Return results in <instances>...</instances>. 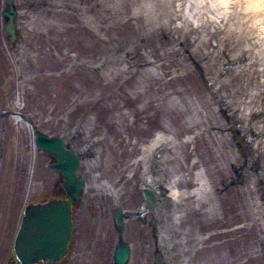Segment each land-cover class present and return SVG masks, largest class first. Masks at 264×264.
<instances>
[{
	"label": "rangeland",
	"instance_id": "rangeland-1",
	"mask_svg": "<svg viewBox=\"0 0 264 264\" xmlns=\"http://www.w3.org/2000/svg\"><path fill=\"white\" fill-rule=\"evenodd\" d=\"M192 2L47 0L43 10L24 19L27 46L19 60H27L25 70L14 57L9 76H1L6 85L0 112L7 113L0 116L4 260L27 206L63 195V177L50 169L55 159L35 145L39 132L91 152L82 168L88 187L74 215L68 262L91 264L99 258L96 236L103 243V231H114L99 206H110L126 191V205L135 208L156 155L157 182L168 192L160 206L157 245L151 231L144 245L140 232L147 227L136 222L129 264H155L159 254L166 264H264L259 178L244 166L248 152L239 149L222 113L231 109L242 122L240 130L251 125L264 132V118L253 119L264 112L262 61L246 49L242 57L233 53L231 62H244L219 79L227 61L222 50L249 43L250 37L245 32L239 38L227 21L216 19L214 8L194 9ZM198 46L206 62H198ZM254 149L251 159L261 157L264 165V136ZM111 240L109 259L116 233Z\"/></svg>",
	"mask_w": 264,
	"mask_h": 264
},
{
	"label": "flooded vegetation",
	"instance_id": "flooded-vegetation-1",
	"mask_svg": "<svg viewBox=\"0 0 264 264\" xmlns=\"http://www.w3.org/2000/svg\"><path fill=\"white\" fill-rule=\"evenodd\" d=\"M13 2V10L16 12V17H15V23H16V39L13 37V35H9L6 32V26L10 21V18L7 16V13L10 12L11 10V5L9 3V0H0V90L3 88L2 86L6 85V80L1 78L2 75L9 76V59L10 58H16L17 62L19 64V67L25 70V65L27 60H19L20 58L23 59L25 57V50L24 48L27 46L25 43L24 39L22 38L21 35V28L24 26V19L26 17L31 16V13H36L40 11L41 9L43 10L45 6L47 5V0H11ZM23 56V57H22ZM204 61V60H203ZM206 61V60H205ZM206 67V66H205ZM202 74V73H201ZM203 76V75H202ZM204 77V76H203ZM226 78L225 74H222V76L219 77V79ZM3 79V80H2ZM259 112V111H258ZM224 119L226 120L227 124H229L228 130L232 134L234 138L237 137V134H241L244 136V143L247 144V146L242 145L243 143L239 140H236L239 145L240 150H247L248 154L246 153L245 157L247 158V161L245 163V167L248 166V170L250 173H253V175L257 176L259 178V182L257 184V189L255 191L257 194H260L262 192L263 196V201H264V175H261V172H264V165L261 163L263 160L261 157L256 158V159H251V155L254 152L253 149L255 145L258 143L259 140H261V137L264 136V132H256L255 128H253L251 125L249 127H246L242 131H239V126H241L242 122L237 121L235 114L231 113V109L228 110H222ZM7 113H1L0 116H6ZM253 119H263L264 118V112L254 114ZM235 134V135H234ZM259 147H257L256 150H258ZM255 150V149H254ZM79 151L81 160H82V168L85 164V157L89 158L91 156L90 150H77ZM253 158V157H252ZM252 160V161H251ZM92 167V164H89ZM263 165V166H262ZM160 160L159 158L155 155L151 161V167L148 172V178L147 181L148 183L144 185L140 190H138V197L140 198L141 202L135 207L131 208L126 205V201L129 200V195L127 196L125 192L123 193V196H116L113 198L112 204L110 206L107 205L106 203H103L99 206L100 208V215H105L106 219L108 220L111 218L113 228V232L111 231H103V243L100 242V237L96 236V240L99 241V244L101 248L99 258L92 260H89L91 264H117L114 261V255L116 252L117 247L121 243L127 244L132 252V248L134 247V235H135V223H143L144 227L146 226L147 228H144L140 234H143L144 239L143 243L146 246V236L150 231L154 232L153 240H154V247L157 245V229L158 226L162 224L161 220V215L162 212L160 210V206L166 201L168 192L164 189V186L160 184V182H157V176L160 174ZM240 169L234 170L235 173L239 172ZM88 172V170L86 169ZM82 173V170H81ZM238 174V173H237ZM85 175V173H84ZM83 176V175H82ZM245 176V174H244ZM162 177V175H161ZM243 173L240 174L239 176V181H242ZM85 179V176H83ZM161 181V180H160ZM86 186L84 189V194L85 190L88 187V182L85 179ZM145 193H149V199L145 197ZM83 198V197H82ZM84 201V199H81L78 203H75L73 205V217L75 214H78L81 210V203ZM88 206V205H87ZM78 208L75 209V208ZM76 211V212H75ZM121 213L123 216V224L119 225L117 223V217L118 214ZM148 215V218L147 216ZM146 218H143L145 217ZM75 219V217H74ZM225 222L223 223H228L227 220H224ZM220 222V221H219ZM218 222V223H219ZM76 223V222H75ZM231 225V224H228ZM75 229V227H74ZM222 227H218L216 230L217 232L222 231ZM230 230H232V227H230ZM74 233V231H73ZM116 233L117 234V241H116V246L113 250V256L111 259H109L108 256V248L107 245L109 243L112 244V234ZM73 240V235L71 238L72 243ZM105 245V247L103 246ZM97 245V246H98ZM151 245V244H150ZM96 246V244H95ZM109 247V245H108ZM10 253L8 254L9 257L4 260L3 256H0V264H19L17 261V258L15 256V251H14V246L11 248ZM70 245H69V250L67 255L58 263L56 264H81L77 262H83V260H73L69 261L67 260L68 255L70 254ZM234 253V251H233ZM231 255L232 252H231ZM73 259H75L73 257ZM157 259L158 257L156 256V262L157 264ZM88 261V260H86ZM130 262V261H129ZM38 264H47V263H38ZM129 264V263H128Z\"/></svg>",
	"mask_w": 264,
	"mask_h": 264
},
{
	"label": "water",
	"instance_id": "water-1",
	"mask_svg": "<svg viewBox=\"0 0 264 264\" xmlns=\"http://www.w3.org/2000/svg\"><path fill=\"white\" fill-rule=\"evenodd\" d=\"M9 3L12 7L13 2L9 0ZM7 15L10 22L6 31L15 38L16 12L11 8ZM36 145L38 149L57 159L51 167L63 174V187L69 200L53 199L45 204L29 205L16 238L15 252L21 264H54L67 254L73 232L72 203L81 199L84 188V181L80 177L81 160L78 153L70 149L61 137L37 133ZM117 221L122 224L120 216ZM130 256L129 246L121 244L115 252L114 261L117 264H127ZM162 260L160 258L158 264H164Z\"/></svg>",
	"mask_w": 264,
	"mask_h": 264
},
{
	"label": "bare ground",
	"instance_id": "bare-ground-1",
	"mask_svg": "<svg viewBox=\"0 0 264 264\" xmlns=\"http://www.w3.org/2000/svg\"><path fill=\"white\" fill-rule=\"evenodd\" d=\"M193 8L194 9H215V17L216 19L222 20V23L227 21L232 29L238 31L239 38H243L245 32L248 33L250 38H247L249 43L241 45L240 47H236L237 51L234 49L222 50L223 51V59H227L224 70L218 73V77L222 76V74H227L228 70H231L233 67L238 64L243 63L242 59L238 58L237 63L231 62V56L234 55H242L245 49L249 54L253 55L256 59H261L263 70H264V0H193ZM184 4V3H183ZM182 5V4H181ZM206 5V6H205ZM199 15V19H203L202 13H197ZM212 17V16H211ZM213 18V17H212ZM201 21V20H200ZM202 22V21H201ZM216 22L214 21V25L216 26ZM201 52V59L207 60L205 52L201 49V46L197 47ZM236 52V53H235ZM240 52V53H239ZM239 56V57H242ZM204 60V61H205ZM203 62V61H198ZM206 62V61H205ZM224 67V66H223ZM208 191V190H205ZM205 193V192H204ZM172 194L174 197L178 196V192L175 188H172Z\"/></svg>",
	"mask_w": 264,
	"mask_h": 264
},
{
	"label": "trees",
	"instance_id": "trees-1",
	"mask_svg": "<svg viewBox=\"0 0 264 264\" xmlns=\"http://www.w3.org/2000/svg\"><path fill=\"white\" fill-rule=\"evenodd\" d=\"M61 191H62V194H63V196L65 195V193L63 192V190L61 189Z\"/></svg>",
	"mask_w": 264,
	"mask_h": 264
}]
</instances>
